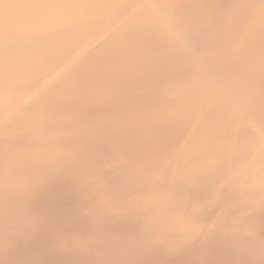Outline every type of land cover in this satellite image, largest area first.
I'll use <instances>...</instances> for the list:
<instances>
[{
    "label": "bare ground",
    "instance_id": "1",
    "mask_svg": "<svg viewBox=\"0 0 264 264\" xmlns=\"http://www.w3.org/2000/svg\"><path fill=\"white\" fill-rule=\"evenodd\" d=\"M0 264H264V0H0Z\"/></svg>",
    "mask_w": 264,
    "mask_h": 264
}]
</instances>
